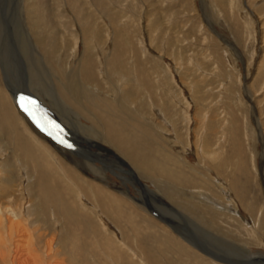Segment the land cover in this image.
<instances>
[{
	"label": "rangeland",
	"instance_id": "rangeland-1",
	"mask_svg": "<svg viewBox=\"0 0 264 264\" xmlns=\"http://www.w3.org/2000/svg\"><path fill=\"white\" fill-rule=\"evenodd\" d=\"M35 1L0 0V43L6 41L9 63L4 66L16 88L46 106L49 130L80 152L55 141L17 106L0 68V90L15 117L11 133L0 130V146H9L0 152V177L2 163L11 166L5 172L11 189L5 192L0 182V209L9 205L22 215L38 249L31 256L41 264H68L65 256L49 257L45 248L55 239V251L61 249L57 235L66 225L76 244L75 264H123L108 235L137 264H224L157 219L141 200L137 179L182 213L186 221L170 215L187 227L192 241L240 258L264 254V0H41L47 22L34 14ZM116 51L119 65L111 59ZM205 114L210 117L203 128ZM108 115L126 129L128 122H139L137 145L155 163L140 168L123 147L105 140ZM205 127L212 158L197 152ZM17 133L37 146L44 143L40 149L54 166L44 178L46 193L37 186L35 165L15 151ZM57 176L62 181L55 183ZM93 183L120 199L125 217L107 213L116 204L97 199ZM74 201L78 210L94 211L101 232L97 223L93 231L88 215H73ZM4 229L3 251L9 249ZM21 239V248L0 264H34L23 250L27 239ZM164 239H176L182 248H168Z\"/></svg>",
	"mask_w": 264,
	"mask_h": 264
},
{
	"label": "bare ground",
	"instance_id": "bare-ground-1",
	"mask_svg": "<svg viewBox=\"0 0 264 264\" xmlns=\"http://www.w3.org/2000/svg\"><path fill=\"white\" fill-rule=\"evenodd\" d=\"M72 1H74V0H72ZM76 1V0H75ZM40 2H42L41 0H37V1H35V5H34V14L36 15V16H38L37 14H41L44 18H45V21L47 22V20H48V17H46V15H45V9H44V7L42 6V5H39L38 3H40ZM42 3H44V2H42ZM76 5H74L73 6V9L75 10L76 9ZM79 14H80V12H79ZM33 19H34V17H33ZM49 23V22H48ZM50 24V23H49ZM89 24V22H87L86 23V25H88ZM82 26H85V24L84 23H82ZM211 29H213V31H214V33L215 34H217L218 36H220L221 38H223L222 37V35L219 33L218 34V31L215 29V28H211ZM47 32H49L48 30L46 31V34H48ZM117 39V38H116ZM90 40V39H89ZM88 40V41H89ZM3 41V43H0L1 44V47H0V68H1V70H2V73H3V77H4V79H5V84H6V87H7V89H8V91H10L11 90V93L14 95V99H15V101L17 102L16 104H17V106L18 107H20V109H22V110H24V112H27V114H30V112L27 110V109H24L26 106H20L19 105V100H20V97H21V95H19V96H16V92H21V93H23V90H21V88H16V86H15V84L12 82V80H11V78H10V72H8L7 70H6V66H4V65H9V63H7V61L5 60V55H4V53H5V50H6V48H5V46H6V44H5V42H4V40H2ZM85 42V41H84ZM87 44V43H86ZM117 44V43H116ZM31 47H33V45H31ZM36 48V47H35ZM241 49V48H240ZM103 51V50H102ZM36 52V51H35ZM130 52V51H129ZM125 55H126V53H125ZM112 57H111V59H112V62L114 63V65L116 64V65H119V64H121L122 63V59H121V57H119L118 56V53H117V51L115 52V53H113L112 55H111ZM124 56V55H123ZM131 57V56H130ZM82 62H83V69H85V67H87L86 68V70H88L89 71V66L87 65V62H86V57L84 56V59L82 60ZM178 63V62H177ZM185 65V64H184ZM184 69V68H183ZM82 72H85V70H83ZM178 72V71H177ZM71 71H69L68 72V79H70L71 78ZM183 76V75H182ZM123 77V76H122ZM66 78V77H65ZM124 85H125V81H124ZM132 85V84H131ZM22 86V85H21ZM134 86V85H133ZM202 86V85H201ZM24 88H25V86H24ZM27 89V88H26ZM25 89V90H26ZM69 89H70V86H69ZM28 90V89H27ZM10 93V94H11ZM166 93V92H165ZM26 94V93H25ZM28 94V93H27ZM72 94V93H71ZM160 94V93H159ZM30 97V96H29ZM32 97V99H35L36 100V98L35 97H37V96H35V94L33 95V96H31ZM75 97V96H74ZM162 97V96H161ZM59 98H60V95H59ZM58 98V99H59ZM173 99V98H172ZM171 99V100H172ZM175 99V98H174ZM60 100V99H59ZM101 101V100H100ZM161 102V101H160ZM172 102V101H171ZM174 102V101H173ZM172 102V103H173ZM176 102V104L178 103L177 101H175ZM174 102V103H175ZM163 104V103H162ZM176 104H174V105H176ZM181 104V103H180ZM179 104V105H180ZM106 105H107V103H106ZM105 106V105H104ZM87 110L90 112L91 110H89L88 108H87ZM161 111L163 112V114L165 113L164 111H163V108H161ZM90 113H93L92 111L90 112ZM104 113H107L106 111H104ZM204 113V112H203ZM94 114V113H93ZM166 114V113H165ZM174 114V113H173ZM206 114H208V113H206ZM204 115L203 117H202V119H201V123L199 124V125H201V124H203V128H204V121L206 122V120L210 117H208L207 119H206V117H207V115ZM32 115V114H31ZM14 116V112H13V107H12V105L10 104V102H9V99H8V97H7V95H6V93H2L1 92V90H0V130L3 132V134L5 135V134H7V133H11V129L13 128V126H14V123H15V117H13ZM26 116V115H25ZM105 117V116H104ZM213 117V116H212ZM112 118H114V117H112ZM167 118V117H166ZM175 118V117H174ZM104 120V119H103ZM168 120V119H167ZM166 120V121H167ZM173 120V119H172ZM21 121V120H20ZM130 121H133L134 122V119H131ZM136 121V120H135ZM104 122V121H103ZM118 122V121H117ZM173 122H175V120L173 121ZM199 121L197 120V123H198ZM210 122H211V120H210ZM23 123V121L20 123V124H22ZM139 123V122H138ZM137 122H135V123H130V122H128V124H127V129L125 128V124H123V122L121 121H119L118 123H116V121H114V120H112L111 118H110V116L108 115L106 118H105V122H104V130H105V133H104V138H105V140H111V141H113V143H115L116 144V146L118 145L119 147H123V149H124V151H127V153H129V156L130 157H132L131 159H132V161H133V163L135 164V165H137L138 166V164H137V161L139 160V164L141 165L140 166V168H144L145 169V165H146V163L148 162L149 163V165H151L152 163H155V161H153L152 159L150 160L149 158H148V156L146 155V153L145 152H142V150H141V148L140 147H138V145H137V139L139 138L138 137V132H136V125L138 124ZM209 123V122H208ZM206 124V123H205ZM16 125V124H15ZM174 125H175V123H174ZM24 126V125H23ZM25 127V126H24ZM207 127V126H206ZM205 127V128H206ZM215 127V126H214ZM135 128V129H134ZM152 128V127H151ZM24 129V128H23ZM201 129V128H200ZM17 131V130H16ZM29 131V130H28ZM27 131V132H28ZM94 131V130H93ZM92 130H91V132H93ZM134 131V132H133ZM160 131V130H159ZM22 132V131H21ZM149 132V131H148ZM158 132V131H157ZM31 133V132H30ZM134 133V134H133ZM147 133V132H146ZM161 133V132H160ZM197 133V132H196ZM203 133H204V131H203ZM203 133H202V135L200 136V139H199V141H197V152H200L202 155H208V156H210L211 158L215 155V154H213L212 153V151H210V146H211V142H210V137H211V132H210V129H207L206 128V133H205V135H203ZM13 134V133H12ZM14 134H15V132H14ZM199 134V133H198ZM162 135H164V136H167V133H165L164 132V130H163V133H162ZM197 135V134H196ZM195 135V136H196ZM12 136V135H11ZM198 137V136H197ZM16 141H17V145H16V149H15V151L17 152V151H21L22 153H25L26 154V156H28L29 157V159H30V161H31V163L33 164V165H35V167H36V169H37V171H38V177L36 178V183L38 184L37 186H38V188H40V186L42 187V190L44 191V193H46L48 190L46 189V188H44V186H45V184H46V182L47 181H45V175L47 174V173H49L50 171H49V169L51 168V167H54L53 166V163L49 160V159H47L43 154V151L40 149V147L42 148V144H44V143H42L41 141H39L38 142V146L37 145H35L31 140H29L28 139V137L26 138V137H24L21 133H17V136H16ZM88 141L90 142V139H88ZM167 141V140H166ZM196 142V141H195ZM0 143H2V141L0 140ZM142 143V142H141ZM146 143V142H145ZM8 145V144H7ZM7 145H3L4 147L5 146H7ZM4 147H1L0 146V152L1 153H3V154H6L7 153V148H4ZM7 147H9V146H7ZM4 148V149H3ZM79 149V148H78ZM188 149V148H187ZM80 150V149H79ZM217 151V150H216ZM215 151V152H216ZM20 152V153H21ZM137 152V153H136ZM37 154L40 156V157H38L37 156ZM136 154H137V158H136ZM18 155V154H17ZM53 155V154H52ZM143 157H145L144 159L145 160H143ZM215 157V156H214ZM13 158V157H12ZM120 159V158H119ZM121 161H122V159H120ZM149 160V161H148ZM9 161V160H8ZM4 162H6V161H4ZM7 163V162H6ZM6 163H4L5 164V167H4V164L2 163V167H3V170H2V172H4L3 173V176H1L0 177V182H1V184H2V186H3V188H4V191L5 192H7L8 190H10L11 189V180H10V176L8 175V174H6L5 172H7L8 171V167L10 166L9 165V163L8 164H6ZM242 163V162H241ZM9 165V166H8ZM243 166H244V164H243ZM11 167V166H10ZM52 169V168H51ZM148 169V168H147ZM246 170V169H245ZM52 171V170H51ZM150 171V170H149ZM134 171H131L130 173L131 174H134L133 173ZM55 173V172H54ZM66 173H69L68 171L66 172ZM146 173V172H145ZM75 174V173H74ZM55 175V174H54ZM66 175V174H65ZM136 175V174H135ZM50 176V175H49ZM59 176V175H58ZM56 177L53 181L55 182V183H58V181H62V179H61V177ZM31 177V176H30ZM54 177V176H53ZM50 178H52V176H50ZM64 178V177H63ZM47 179V178H46ZM78 179V178H77ZM139 179H137V181H138ZM73 181V180H72ZM80 182V181H79ZM87 182V181H86ZM90 183V182H89ZM92 184V183H91ZM144 184V183H143ZM1 187V186H0ZM92 187H94V194H95V196H96V198L97 199H99L100 201H102V202H105V205H110V206H112L113 205V203H115L116 205L115 206H113V207H110L109 209L107 208V213L109 212L108 210H110V212H111V214H113L114 216H119L120 214H122L121 212H122V208L121 207H123L121 204H120V199L118 198V197H116L115 195H113L111 192H108L106 189H103L102 187H100L99 185H97V184H94L93 183V185H92ZM52 188V187H51ZM3 190V189H2ZM150 190V189H149ZM4 191H3V193H4ZM41 191V190H40ZM57 193V192H56ZM2 194V193H1ZM42 194V193H41ZM52 194V193H51ZM54 195V194H53ZM57 195V194H56ZM61 195H63L64 196V194L63 193H61ZM59 196V195H58ZM94 197V196H93ZM3 198V197H2ZM61 198V197H60ZM1 199V198H0ZM57 199V198H56ZM59 199V198H58ZM115 199V200H114ZM2 200V199H1ZM101 203V202H100ZM55 204V203H54ZM76 205V202L74 201V203H72L71 202V207L72 208H74L73 209V211H72V213H73V215H75V216H77L78 218H80L79 220H82V219H84L83 218V216H84V214H86V215H88L87 216V218H89L88 220L92 223V224H90L91 225V227H92V229H93V231H96V232H98L97 230H96V227L93 225V223L95 224V223H97L98 224V226H97V228L99 229V231L102 229L101 227H100V224L96 221V219H95V217H93V212L94 211H91L92 213H89V211L88 210H85V209H81V207H80V209L78 210L77 208H75V207H77V206H75ZM145 205V204H144ZM74 206V207H73ZM84 206V205H83ZM146 206V205H145ZM29 207H31V204L29 205ZM88 207V206H87ZM61 208V207H60ZM86 208V207H85ZM32 211H33V214H35V210L32 208ZM82 211H84V212H82ZM177 211V210H176ZM7 212H10V215H11V217L10 216H7L5 213H7ZM29 212L31 213V210H29ZM110 212H109V214H110ZM134 212V211H133ZM39 213V212H38ZM65 213V212H64ZM84 213V214H83ZM167 213V212H166ZM171 213H175V211H173L172 210V212ZM110 214V215H111ZM132 214V213H131ZM167 214H170V212H168ZM175 214H179V215H182V213H180L179 211H177V213H175ZM85 215V216H86ZM123 215V217H125L124 216V214H122ZM121 215V216H122ZM19 216V211H13V209L9 206V205H2V209H0V232L1 231H4L5 229L4 228H6V229H8V231H9V233L7 234V238H8V250H5V251H3L2 249H1V247H3L4 245H5V241H4V239L2 238V235L0 236V262H2V263H5V261H6V259H7V257H8V254L9 253H11V251L13 250V251H15L16 249H18V248H21V238H24V240H25V238L27 239V241L24 243L25 244V247H24V249L23 250H28V252H27V254H29L30 255V257H31V259L32 260H34V264H41V262H40V258H38L37 257V255L35 256H31L32 254H36V253H38V249H35L34 247H33V244H34V242H32L31 243V241H30V235H29V231L26 229V227H24V223H23V225H22V218H21V216L20 217H18ZM90 216V217H89ZM134 216V215H133ZM130 217V216H129ZM67 218V217H66ZM132 215H131V222H133L132 221ZM262 221V220H261ZM155 222V221H154ZM156 224H159V223H157L156 222ZM65 227H66V225L64 226H62L61 228H60V230L58 231L59 233H58V242H59V244H57L58 246H60V250H56L55 251V245H56V240L54 239V240H50V241H47L46 243V246H45V248H48V249H46V252H48L47 253V255L49 256V257H54V256H59V258H61L62 259V256H65L66 257V262L68 263V264H75L76 262H74V261H72V251H73V247L75 248V246H76V244H75V241L73 240V236H72V234H71V232L70 231H66L65 232ZM159 227H161L162 229H165L166 230V228L165 227H162L161 225H159ZM44 228H46L45 226H44ZM69 227H67L66 229H68ZM4 229V230H3ZM173 229V228H172ZM18 231V234H17V236H18V238H16V240H14V237H16V232ZM103 230V229H102ZM174 230V229H173ZM12 231H16L14 234L12 233ZM47 232V231H46ZM101 232V231H100ZM175 232V231H174ZM176 233V232H175ZM1 234V233H0ZM27 234V235H26ZM177 234V233H176ZM14 236V237H13ZM46 236H47V234L46 233H44V234H40L38 237H39V241L40 240H43V238H46ZM110 235H108V239L109 240H107L109 243H110V246H111V244L113 243V245L115 246V247H117V250H118V252H117V256L119 257V258H121V261H123V264H137V262H138V260H135V259H133L132 257H131V254H127V251H125V250H122L123 248L119 245V243L112 237H109ZM160 236V235H159ZM182 238H183V236H181ZM101 238H102V236H101ZM186 242H188L189 244H191L193 247H195L193 244H192V240L190 239V238H183ZM170 240H172V241H170ZM167 239V240H162V241H164L165 242V245L166 246H168V248L170 247V248H173V247H171L172 245L173 246H177L178 245V249L180 250L182 247H180V244L178 243V242H176L177 240L176 239ZM108 242H106L107 244H108ZM107 244H104V245H107ZM36 245V244H35ZM37 245H38V243H37ZM94 245H95V243H94ZM99 245H100V243H99ZM98 245V246H99ZM103 245V246H104ZM118 245V246H117ZM121 248H120V247ZM183 246V245H182ZM5 247H6V245H5ZM96 247V246H95ZM112 247V246H111ZM184 247V246H183ZM23 248V247H22ZM175 249L176 251L178 250V249ZM196 248V247H195ZM5 249V248H4ZM15 249V250H14ZM105 249V248H104ZM108 249V248H107ZM174 249V248H173ZM196 249H198V248H196ZM21 250V249H20ZM22 250V251H23ZM199 250V249H198ZM199 251H201V250H199ZM42 252H45V251H42ZM129 252V251H128ZM202 252V251H201ZM25 253V252H24ZM102 253V252H101ZM203 253V252H202ZM17 254V253H16ZM21 254V253H20ZM203 254H205V253H203ZM10 255V254H9ZM12 255V254H11ZM205 255H207V254H205ZM259 255H262V253L261 254H259ZM13 256V255H12ZM16 256V255H15ZM19 256V255H18ZM24 256V255H23ZM23 256H21V257H23ZM133 256V255H132ZM208 256V255H207ZM25 257V256H24ZM29 257V258H30ZM210 257V256H209ZM210 258H212V257H210ZM21 259V258H20ZM24 258H22V260H23ZM27 259V258H26ZM25 259V260H26ZM212 259H214V258H212ZM15 260V259H14ZM18 260H19V258H18ZM17 260V261H18ZM24 260V261H25ZM58 260V259H57ZM215 260V259H214ZM31 261V260H30ZM217 262H220V261H218V260H216ZM20 262H21V260H20ZM46 262V261H45ZM47 262H48V260H47ZM46 262V263H47ZM26 263H28V261L26 260ZM30 263V262H29ZM143 263H144V261H143ZM220 263H222V262H220ZM20 264V263H19ZM25 264V263H24ZM52 264H64L63 262H60L59 260L57 261V262H54V263H52ZM145 264V263H144ZM224 264H226V263H224Z\"/></svg>",
	"mask_w": 264,
	"mask_h": 264
},
{
	"label": "water",
	"instance_id": "water-1",
	"mask_svg": "<svg viewBox=\"0 0 264 264\" xmlns=\"http://www.w3.org/2000/svg\"><path fill=\"white\" fill-rule=\"evenodd\" d=\"M218 34H219V32H218ZM18 95H21L24 98L22 100L20 97L19 102H22L23 106H26L27 110H28L29 105H32V107H34L35 112H36V114L34 116L37 119L33 118V120L37 123V125L39 127L43 128V130H45V132L47 134H50V136L55 141H57L58 143L63 144L64 146L72 149L73 151L77 150L74 146L64 142L63 140H61V138H59L58 135L52 133L49 130V125L46 123V120L48 117L46 115L45 110H47V108H46V106H44V104H42L41 101L32 99V98L28 97V95L25 93L16 92V96H18ZM76 152L79 153L80 150H77ZM127 166H128V164H127ZM130 170L131 169H129V171ZM137 182H138L137 184L140 186V190L142 192L141 200H143V202L147 206L148 210L157 219H159L163 223H165V224L169 225L171 228H173L174 231L177 234H179L180 236H183V238L189 237L188 233H187L188 232L187 227L185 225H183L178 220L179 218L175 219L174 216L167 214V213H164L160 208L168 209L170 213L172 212V210L175 211V213H177L176 209H173L170 204L165 202L154 191L149 190V188H147V186L145 184H143V182L141 180H138ZM181 218H182V220L186 221V219L183 215ZM192 244L196 248L201 250L203 253L207 254L208 256H210V257L214 258L215 260H218L222 263H226V264H264V254L259 255L256 253H252V254L246 255L245 258H239L238 256L232 257L229 255H225V254H222L220 252H217L216 250H213L209 246L206 247V245L204 243L200 242L199 240H197V241L193 240Z\"/></svg>",
	"mask_w": 264,
	"mask_h": 264
},
{
	"label": "crops",
	"instance_id": "crops-1",
	"mask_svg": "<svg viewBox=\"0 0 264 264\" xmlns=\"http://www.w3.org/2000/svg\"><path fill=\"white\" fill-rule=\"evenodd\" d=\"M220 253H222L221 251H219ZM222 254H227V255H229V253H226V252H223ZM229 256H231V254L229 255ZM232 257H236V256H232ZM240 258V257H239Z\"/></svg>",
	"mask_w": 264,
	"mask_h": 264
},
{
	"label": "snow or ice",
	"instance_id": "snow-or-ice-1",
	"mask_svg": "<svg viewBox=\"0 0 264 264\" xmlns=\"http://www.w3.org/2000/svg\"><path fill=\"white\" fill-rule=\"evenodd\" d=\"M21 99L23 100L24 98H23V97H21Z\"/></svg>",
	"mask_w": 264,
	"mask_h": 264
}]
</instances>
